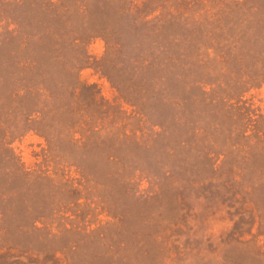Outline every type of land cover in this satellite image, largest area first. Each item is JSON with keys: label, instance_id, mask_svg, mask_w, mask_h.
<instances>
[{"label": "rangeland", "instance_id": "1", "mask_svg": "<svg viewBox=\"0 0 264 264\" xmlns=\"http://www.w3.org/2000/svg\"><path fill=\"white\" fill-rule=\"evenodd\" d=\"M0 264H264V0H0Z\"/></svg>", "mask_w": 264, "mask_h": 264}]
</instances>
